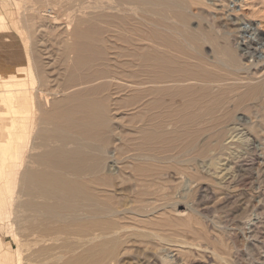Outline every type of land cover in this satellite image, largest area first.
I'll list each match as a JSON object with an SVG mask.
<instances>
[{"label":"bare ground","instance_id":"1","mask_svg":"<svg viewBox=\"0 0 264 264\" xmlns=\"http://www.w3.org/2000/svg\"><path fill=\"white\" fill-rule=\"evenodd\" d=\"M208 3L214 5L211 0ZM31 5L32 24L24 30L18 19L0 13V264H13L11 244L16 245L18 264H122L127 244L134 248L137 242L156 244L160 240L162 244L169 240L168 234L160 233L167 225L163 221L158 224L153 217L156 201L166 197V193L160 194L157 182L162 174L168 178L174 173H169L171 167L184 178L185 170L196 169L200 178L201 174L210 176L224 190L236 186L238 169L262 171L261 123L253 124L246 113L239 116L236 111L246 109L248 100L264 101V82L257 84L252 77L237 75L230 90H215L217 86L211 84L221 85L233 74L230 70L219 74L210 66L180 63V57L162 46L198 48L201 40L215 38L190 31L185 20L172 28L185 36L186 42H176L165 32L164 50L161 43L156 51L154 47L145 50L140 44L143 28L138 19L142 13L165 17L168 12L176 14L181 3L33 0ZM217 5L225 6L222 2ZM41 21H51L60 29H52L57 30L54 37L60 46L59 70L54 66L56 58L52 63L47 61L51 55L46 38L49 33ZM64 22L67 27L60 28ZM232 24L240 33L244 31L240 19H233ZM153 30L149 27L147 34ZM252 43H240L245 45L243 56L257 55ZM222 49L216 51L219 60L225 52ZM236 61L237 72L249 76V64ZM227 63L223 65L235 72V56ZM56 70L61 77L53 75ZM190 81L203 86L199 89L193 84L197 89L188 85ZM178 82H187V86L174 85ZM169 83L176 87L167 86ZM189 175L186 188L194 183ZM212 190L208 185L200 186L202 204L195 201L197 209L214 196ZM230 198L231 192L224 191L221 201ZM13 201L19 241L9 239L5 233L8 226L1 224L7 220ZM160 251V260L152 258V264L173 258L170 251ZM133 257L139 262L140 257Z\"/></svg>","mask_w":264,"mask_h":264},{"label":"rangeland","instance_id":"2","mask_svg":"<svg viewBox=\"0 0 264 264\" xmlns=\"http://www.w3.org/2000/svg\"><path fill=\"white\" fill-rule=\"evenodd\" d=\"M32 1L33 0H14V1L13 0H0V13L4 12L6 15H10L14 20L18 19L19 25L22 26L23 30H24V28L26 29V28H28V26H30V24H32V21H29V19L31 18V16L33 14V8H31L32 7V5H31ZM176 1L178 2V4L181 3V5L178 6V9L176 10L177 11L176 14L173 12H171V13L168 12L169 14L166 13L165 17L166 18L168 17V19H166L165 17L159 16V15L150 17L149 15H147L145 13H142L145 17L142 15L140 17L141 19L140 18L138 19V21L141 20V21H139L140 23L142 22L141 23L142 26L140 25V29L142 30V28H143V31L140 30L141 31V33H140V35H141L140 36V38H141L140 44L141 43L144 44L143 46L141 44V46L144 47L145 50L146 49L149 50L150 47H151V49H152V47H154L153 50H155L157 47H159V46L161 47L163 44H165L164 40H167L166 37L164 36L165 32L167 33L166 34L167 36L171 35L170 37H172V39L175 40L176 42H178V39H179V42H181V41L186 42L185 36L178 33L176 29L173 30V28L179 27L181 25V21L185 20L190 31L197 32V33L198 32H203V33L206 32V33H209L210 35H212V37L214 36L215 38H213V40H206V39H204L205 41L201 40L200 41L201 43H199L200 45L198 48L196 47V45L191 46V47H186V46L181 45V44H180L181 46L180 45L178 46L176 44V45H173V47H171V46L167 47L166 45L162 46L163 48L165 47V50L170 52V54H173L174 56L180 57L179 60L180 61L182 60L180 63L185 62L186 64H188L190 62L189 64H192V65L195 64L196 67H204V68H205V66H210V67H208L210 70L218 71L219 74H222L224 71L228 72L230 70L229 72H232L233 74H229V75H231L228 77L229 79H225L224 81H222L221 85H220V83L218 85L211 84V86L212 87L214 86V88L217 86L215 88V90L218 89V87L219 88L222 87L224 89L230 90L234 86L232 83L236 82V78H239V76H237V75H240V77H243V76L252 77L251 79H253V81L255 79V82L257 84L264 82V79H263L264 78V62L260 61V59L264 58V0H222V1L211 0V1H214V5L213 4L208 5L209 4L208 0H176ZM221 2L223 3V5L225 4V6L227 4L228 7L217 5ZM180 6H182L183 8H180ZM10 12H12V14H10ZM172 15L173 16L176 15L175 16L176 18H174V17L172 18ZM127 17H128V20H130L132 18L131 16H127ZM232 18L238 19V20L240 19V21H242V24L240 26L244 28V31H242L240 33L239 30H237L238 29V27L236 28L237 25L232 24V21H233ZM37 20H39V19H36L34 21L38 23ZM162 20H165V22L166 21L167 22L165 23ZM179 20H180V22H179ZM41 22H44V21H41ZM143 22H144V24H143ZM153 22H154V24H153ZM155 22H157L158 24ZM44 23H45L44 29L47 33H49L48 34L49 36L46 38L48 39V44L50 45L49 50L51 51L50 52L51 55L49 57L50 59L47 58V61L51 60V63H52L54 61V58H56L57 60L55 59L54 62H56V63L54 64V66L58 69V67L60 68V64H59L60 62H57V61H59L58 58L60 56V54H59L60 53V50H59L60 46L56 43V38L54 37V34H56L57 30H60V29L56 25L51 24V21L50 22L45 21ZM48 23H50V24H48ZM66 24L67 23H65V22L63 24H61L60 28H63L64 26H66ZM177 24H179V25L177 26ZM169 25L171 27H169ZM149 27H151V30L152 29H154V30H153V32H149V34H147L148 33L147 31H149ZM55 28L57 30L53 31L52 29H55ZM18 29H19V26H18ZM50 29L52 30V32ZM161 29H162V31H160ZM170 30L173 32V34ZM224 31H226V32H224ZM50 32L52 35H50ZM26 33H27V31H26ZM144 34L146 35V37L144 36ZM154 34H156V35H154ZM150 35H153V36H150ZM257 40L259 41V43H257ZM252 41L254 43V44L252 43L253 46L255 48H257V51L255 52V53H257V55L247 54L246 56H243V54H242L243 51L241 50V48H244L245 45L240 44V43L248 44L249 42H252ZM155 42L157 43V45H155L156 44ZM187 42H189V40H187ZM160 43H161V45H159ZM146 45H147V48H145ZM183 46H184V48H183ZM176 47H178V48H176ZM220 48L221 49L223 48L222 50H225V52H224L225 55L222 54L221 57H222V60L224 62H226V65L228 64L227 62H228V59H230L231 55L233 57L235 56V64L233 65L234 69H236L235 72H233L231 68L224 66L223 65L224 62L222 60H219L218 53H216V51L218 52L219 50H221ZM174 50L177 52H175ZM57 53H58V55H57ZM181 53L184 55H182ZM185 53L187 56L185 55ZM54 54L56 55V57ZM183 56H185L186 58ZM259 56H260V58H259ZM185 59H186V61L187 60L188 61L187 62L184 61ZM238 59L242 63L249 64V66L251 67L249 69V72H250L249 76H247L248 73H246V72H245V74L243 72H239L240 74L237 72L239 70H237V68H236V67H238L236 60H238ZM217 61H219L220 63ZM221 62H223V63H221ZM201 64L203 66H201ZM206 64H209V65H206ZM52 65H51V67H52ZM218 66H220V67H218ZM212 67H214V68L212 69ZM215 68H217V70ZM58 70H56L53 73V75H55V77L56 76H59V77L62 76V75L58 74L59 73ZM61 71H63V70H61ZM234 73H237V74H234ZM226 78H227V76H226ZM259 78H261V79H259ZM228 80H230V81H228ZM190 82H192V81H190ZM190 82L188 83V85L189 84L193 85L196 83V85L198 84V86H199V83H202V82L198 83L197 81H195V82L193 81L194 83L193 82L190 83ZM181 83L178 82V84L175 83L174 85H177V86L181 85L182 87L185 85L187 86V84H186L187 82L186 83L181 82ZM226 83L229 85H227ZM183 84H185V85H183ZM170 85H173V83H169V85H167V86H170ZM223 85H225V86H223ZM198 86H196L195 88H197ZM200 86L202 87L203 84H201ZM200 86H199V89L201 88ZM174 87H176V86H174ZM263 88H264V86H263ZM254 101L256 102V104H258V103H260V104L256 105ZM257 101H259V102H257ZM246 102L248 103L247 104L248 106H246L247 108L241 109L242 111L238 110V111H236V113H238L239 116L246 113L245 115L249 118V121L252 122L253 124L260 122L261 123L260 128H263V129H260L263 131V132H261V134H264V125H262L264 123H263V121H261L264 119V113H263L264 112L263 111L264 110V106H263L264 104H262V103H264V101L263 100H261V101L260 100H248ZM260 106H261V108H260ZM37 113H38V111H37ZM260 118H262V119H260ZM262 137H264V135ZM258 141L256 142V145L260 144V141L259 142ZM24 161H25V158L22 159L21 162L19 161L21 164H20V166H18V171H17L18 175L21 172V170L23 169L22 164ZM193 165L194 166H192V167H196L195 164H193ZM186 167H187V165H186ZM170 169H169L170 170L169 173L171 172L170 174H172L174 172L172 174L173 176L168 174V173H167V176L170 175V177L172 176V178L168 177V178H170V179H168L166 177V174H162L163 176L160 177L161 178V180H159L160 182L159 181L157 182L158 185L160 186L159 188H161L160 194L165 195V193H166V197L163 195L164 197L162 199V196H160L161 198L159 197L160 199L158 201H156L157 202L156 203V209L154 210L155 214L153 217L156 222H157V220L160 221V222L159 221L157 222L158 224H160L163 221L162 222V223H164L163 225H167V230L165 229L164 231H160V233L162 235L168 234L167 238L169 237V240H167L166 242L165 241L162 242V244H161L160 240L155 241L156 244H154V243L150 244L148 241H143V243L144 242L149 243V246H147V243L143 244L142 242L141 243L137 242L138 247H136V245H135L134 248H132L133 246H131V244H127V245H129L130 248L128 247V250L125 249V251L123 252L124 253L122 256L123 262H121V263L122 264L123 263L124 264H134V263L152 264V261L150 262L149 260H151L152 258L153 259L155 258L154 260H158V259L160 260L161 254H159V251L161 250L160 253H163V254L165 251L166 252L170 251L173 258L174 257L176 258V260H173V258H171V259H169V261H167L163 264H264V167H263L262 171H260V172L255 170V171H251L250 173H249V171L247 173V171L243 168H241L242 170L238 169V171L236 172V180L238 179V181H236V183H235L236 186L233 185L231 188L225 189V190L221 187H218L216 185L215 181H213V179L210 176L205 175L207 177L206 178L205 176H203V174H201V178H200V175H199L200 173H198L196 169H194V171H193V169L190 170L189 168L187 170H185V172H186L185 178L183 176L184 174L182 175V173H181V175H178V174H180V171H178L177 168L173 169L171 167ZM176 169H177V172H176ZM189 171H190V173H188ZM253 172H255V173H253ZM257 173L260 175H258ZM187 174L188 175L190 174L189 176H190V179L192 180L190 182H194V183H189L190 185H188V188L185 187L188 184L186 182V180H189L188 179L189 177ZM196 176H199L200 179L197 178L198 179L197 180L195 178ZM162 178L165 180L166 183L163 181ZM167 180H168V182H167ZM238 182H241L240 184H243L244 186L239 185ZM162 183H164L167 186L164 185L162 187V185H161ZM168 183L169 184L171 183L170 187H169ZM179 183L181 185H179ZM18 185L16 188L17 191L20 189V186H18ZM202 185H208V186H210L211 189L214 188V191L212 190L214 192L213 193L214 196L210 200H208L209 202L207 201V203H205V204L203 202L202 206H198L200 209L199 208L197 209V205L202 204V200L200 198V193H199V188ZM174 190H175V192H174ZM223 190L227 191L229 193L231 192V194H232V198H230L228 201H225V202L221 201V198H223V192H224ZM169 191H170V194H169ZM176 191H178V192H176ZM167 193H168V197H167ZM184 193H186V194H184ZM18 195H19V193H17L15 195L16 198H19ZM183 195H184V198H183ZM196 196H197V198H196ZM16 198H15V200H16ZM247 200H250V201H247ZM159 201H161V202H159ZM195 201L197 202V205L194 206ZM14 202L15 201H13V205H11L12 207H10V209H9V214H8V217L6 218L7 220H5L4 223L2 222L1 224L4 226H8L5 233L8 235L7 237L9 239H11L13 237V239H17L19 241L21 239V236L19 234L18 229L15 226V223H13L15 221L14 217L16 216L15 211H16V207H17L16 204H14ZM252 203L254 204V206L251 207L250 209H248ZM205 205H210V206H207L205 208L207 210L209 209L208 211L209 212L211 211L210 213L207 210L204 211ZM245 209H246V211H245ZM156 210H158V211H156ZM166 214L169 217H167ZM251 218H254V219H251ZM168 220L170 221L169 224H171V225L174 224V227L172 225L173 228L168 224V222H169ZM174 220H175V222H174ZM250 220L252 222H250ZM166 221H167V223H166ZM176 221H177V223H176ZM181 221H183L185 224ZM253 222H255V223L253 224ZM175 224H177V225H175ZM191 226L195 230H193L191 228ZM198 229H199V231H197ZM174 232H177V233L175 234ZM170 239H172V240H170ZM157 242H158V246L164 245V247L158 248V246H156ZM141 244H143V245H141ZM146 246L149 248H147ZM145 248H147V249H145ZM153 248H154V250H155V248H157V250L153 251ZM9 249L11 250V259H12L13 264H18L19 259L17 257V254H15L16 253V250H15L16 245L11 244L9 246ZM138 249H140V250H138ZM142 249H144V250H142ZM157 251H158V253H155ZM144 252H145V254H144ZM148 253H149V255H147ZM143 254L146 255L147 257H150L152 255H154V256H152L151 258L148 259ZM134 255H136L137 258L140 257L138 259L139 262H136V260L133 257ZM123 257H125V258H123ZM177 258H179V259H177ZM128 259H129V262H128ZM131 260H132V262H131ZM178 260H179V262H178ZM157 262H160V261H157Z\"/></svg>","mask_w":264,"mask_h":264}]
</instances>
